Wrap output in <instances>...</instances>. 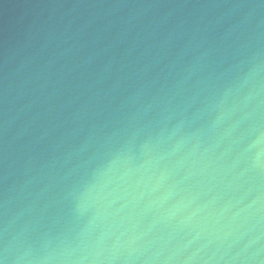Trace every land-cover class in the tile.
Listing matches in <instances>:
<instances>
[{
    "label": "water",
    "instance_id": "1",
    "mask_svg": "<svg viewBox=\"0 0 264 264\" xmlns=\"http://www.w3.org/2000/svg\"><path fill=\"white\" fill-rule=\"evenodd\" d=\"M0 264H264V0H0Z\"/></svg>",
    "mask_w": 264,
    "mask_h": 264
}]
</instances>
